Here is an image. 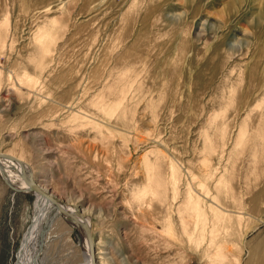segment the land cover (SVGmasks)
Returning a JSON list of instances; mask_svg holds the SVG:
<instances>
[{"label":"rangeland","instance_id":"rangeland-1","mask_svg":"<svg viewBox=\"0 0 264 264\" xmlns=\"http://www.w3.org/2000/svg\"><path fill=\"white\" fill-rule=\"evenodd\" d=\"M0 153L98 264H264V0H0ZM35 202L0 174V264ZM73 221L38 264L84 263Z\"/></svg>","mask_w":264,"mask_h":264},{"label":"bare ground","instance_id":"bare-ground-1","mask_svg":"<svg viewBox=\"0 0 264 264\" xmlns=\"http://www.w3.org/2000/svg\"><path fill=\"white\" fill-rule=\"evenodd\" d=\"M18 160L22 161L25 164L30 173L31 170L29 169L28 165L22 159ZM0 174L3 176V178L4 176H6L9 184H11L15 189H23V193L25 195L37 198V203L35 202V209L38 214H35L33 225L27 231V237L25 236L26 239L23 240L22 243L23 249L20 253V256L22 254L21 258L24 259L22 263L21 260L20 262L18 260L17 264H38V253L43 240L47 236V228H51L54 225V222L57 219L59 220V218H61L62 216L65 218L68 217V220L74 219L75 221L71 222L73 227L76 226L75 224H77V226L79 225L78 230H80L81 236L83 237V264H98V258H96V255H101V253H96V243L94 242L93 248L95 250V257L94 259L92 258L93 248L90 246L88 235L84 228L85 226H87L90 229V234L92 236L91 223L88 217L87 219L86 216L78 214L76 210H72L71 208L69 209V206L67 207V205H64L62 202L54 199L52 197L53 195L46 193L37 183L36 184L42 189V192L52 197L54 201H51L50 199H47L46 197L40 195L38 191H32L30 188V184L25 180L23 168L18 163H14L8 160H0ZM30 174L31 175L28 174V177L34 180L33 173L31 172Z\"/></svg>","mask_w":264,"mask_h":264},{"label":"water","instance_id":"water-1","mask_svg":"<svg viewBox=\"0 0 264 264\" xmlns=\"http://www.w3.org/2000/svg\"><path fill=\"white\" fill-rule=\"evenodd\" d=\"M0 160H8V161H11V162H14V163H18L19 165H21L22 168H23V173H24L25 180L30 184L31 190L34 191V192L38 191L40 193V195L46 197L47 199H50L51 201H54L52 197H50L49 195L44 194V192H42V189L36 184V182L32 178L28 177V174L31 175L30 174L31 172L29 173L28 169L26 168L25 164L22 161L16 159L14 156L7 155V154H4V153H0ZM4 178H5L6 183L9 186V188H11L13 191H15L16 193H23L24 192L23 189H15L11 184H9L6 176H4ZM84 228H85V230L87 232L88 241L90 243V246L93 248L94 247V241H93L92 236L90 234V229L87 226H85ZM94 257H95V250L93 248V250H92V258L94 259Z\"/></svg>","mask_w":264,"mask_h":264},{"label":"crops","instance_id":"crops-1","mask_svg":"<svg viewBox=\"0 0 264 264\" xmlns=\"http://www.w3.org/2000/svg\"><path fill=\"white\" fill-rule=\"evenodd\" d=\"M22 249H23V247H22ZM20 253H21V252H20ZM19 256H20V255H19ZM21 256H22V254H21ZM21 256H20V257H21ZM19 259H20V258H19Z\"/></svg>","mask_w":264,"mask_h":264}]
</instances>
